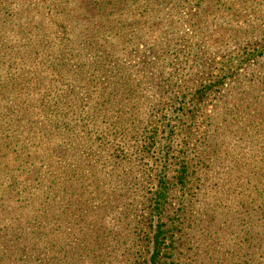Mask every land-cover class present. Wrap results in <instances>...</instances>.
I'll list each match as a JSON object with an SVG mask.
<instances>
[{
    "label": "rangeland",
    "instance_id": "374dc122",
    "mask_svg": "<svg viewBox=\"0 0 264 264\" xmlns=\"http://www.w3.org/2000/svg\"><path fill=\"white\" fill-rule=\"evenodd\" d=\"M263 142L264 0H0V264H264Z\"/></svg>",
    "mask_w": 264,
    "mask_h": 264
},
{
    "label": "trees",
    "instance_id": "16d2710c",
    "mask_svg": "<svg viewBox=\"0 0 264 264\" xmlns=\"http://www.w3.org/2000/svg\"><path fill=\"white\" fill-rule=\"evenodd\" d=\"M248 113V115H249V111H247ZM259 147H261V148H263L264 149V142L263 143H261V144H259ZM186 167L187 166H184V169L182 170V173L176 178V181H178V184H182L184 181H185V179H184V174L186 173ZM165 192H162V195L164 194ZM162 201H164L163 203H161V205H159V204H157L156 205V210H158L159 211V214H162L163 212H165L166 210H165V206L168 204L167 203V201L165 200V196L162 198ZM165 226H163V224L162 225H157L156 226V228L157 229H159L158 230V232L157 233H159V235H160V233L163 231V229H165V231H164V233H167V232H170V230L169 229H166L167 227H169L168 225H166V224H164ZM174 225H178V224H174V223H172L170 226L171 227H173ZM154 227V225H152V220H151V223H150V225L148 224V228H153ZM161 229V230H160ZM148 233L149 234H151V232L150 231H148ZM159 235L158 234H156V236H155V246H157V247H160L161 246V243H160V240H159ZM160 255V248H159V250L157 251V254H155L154 256H153V261H152V257H151V263H153V264H178L176 261V259H171V261L170 262H168L167 261V259H164V260H162L161 259V256H159ZM150 261V260H149ZM148 261V262H149Z\"/></svg>",
    "mask_w": 264,
    "mask_h": 264
}]
</instances>
